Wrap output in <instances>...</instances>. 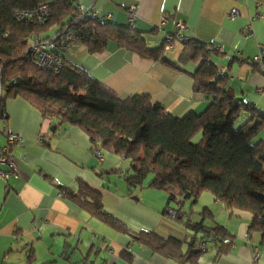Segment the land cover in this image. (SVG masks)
<instances>
[{
  "label": "crops",
  "instance_id": "obj_1",
  "mask_svg": "<svg viewBox=\"0 0 264 264\" xmlns=\"http://www.w3.org/2000/svg\"><path fill=\"white\" fill-rule=\"evenodd\" d=\"M74 2L89 7L103 22L132 24L153 51L166 45L167 37L181 33V42L166 45L163 53L181 70L161 60L142 58L115 42H109L99 53L89 52L85 44L74 39L57 47L65 63L85 70L120 99L149 96L176 118L192 111L202 113L209 101L193 88L199 63H180L182 41L189 38L219 50L220 55H212L211 61L219 70H226L227 88L244 105L235 130L250 120L249 106L264 116V61L263 68L247 62L264 49V0ZM131 7H136L134 17ZM234 8L240 14L230 19ZM258 12L263 17L253 19ZM180 23L184 30L179 28ZM2 96L0 81V101ZM5 110L7 119L0 118V154L8 145L6 134H16L20 140L11 147L17 173L7 179L0 176V264H180L133 240L132 233L155 232L187 241L190 230L165 214L171 205L165 191L161 195L147 193L143 198L144 193L134 196L126 182L132 172L130 160L108 150H101L102 158H97L88 134L78 126L65 125L51 131L57 119H45L23 97L7 98ZM40 136L45 141L40 142ZM258 140L264 142V127ZM0 169L8 171L9 167L0 163ZM82 185L99 193L104 210L131 234L111 227L78 205L71 195H77ZM146 198H151L152 204L146 203ZM197 204L199 210L212 211L232 238L223 249L213 247L203 253L197 264H264L260 235L249 233L250 213L234 211L230 215L211 193H204ZM171 207L177 208L175 204ZM256 248L259 260L254 262Z\"/></svg>",
  "mask_w": 264,
  "mask_h": 264
},
{
  "label": "trees",
  "instance_id": "obj_2",
  "mask_svg": "<svg viewBox=\"0 0 264 264\" xmlns=\"http://www.w3.org/2000/svg\"><path fill=\"white\" fill-rule=\"evenodd\" d=\"M74 1L0 0V118L7 119V98L20 96L35 105L45 119L56 118L54 129L65 125L83 129L94 154L108 150L130 160L132 172L126 177L129 188H141L149 178V188L167 192L168 204H176L173 211L183 216L174 220L190 230L187 241L155 232L131 234L104 210L100 194L86 185L71 198L102 222L130 233L133 240L161 256L180 264H197L210 248L223 249L232 243L228 230L208 208L198 213L196 221L191 218L193 211L184 210L187 203L195 205L204 193H211L230 215L234 211L250 213L249 233L259 234L264 246V142L255 141L264 127V116L249 106L250 120L235 130L244 105L227 88L226 73L221 75L211 61L212 55H220L219 50L194 39L182 41L180 63H199L193 88L209 101L202 113L192 111L176 118L149 96L134 95L122 100L75 65L65 63L56 74L26 60L25 52L32 39L46 41L58 36L54 53L63 61L57 47L67 40L85 44L91 53L103 52L109 42H115L142 58L161 60L181 70L163 57L167 44L157 51L150 50L132 24L103 22L94 15L82 17ZM44 4L50 7L47 22L17 19V13L35 11ZM199 134V141L194 142Z\"/></svg>",
  "mask_w": 264,
  "mask_h": 264
},
{
  "label": "built area",
  "instance_id": "obj_3",
  "mask_svg": "<svg viewBox=\"0 0 264 264\" xmlns=\"http://www.w3.org/2000/svg\"><path fill=\"white\" fill-rule=\"evenodd\" d=\"M74 1V0H72ZM49 4L41 5L35 11H27V12H19L17 13V19L19 21H28V22H37V23H45L50 17V9ZM76 9L82 17H90L93 15L92 10L89 7H85L81 4L76 5ZM131 14L133 17L136 14V7L130 8ZM240 14L239 10L234 8L229 13V18L234 19ZM263 14L258 12L255 14L253 19L262 18ZM166 18H163V22H166ZM179 28L181 30L185 29L183 24H179ZM58 39V36H54L50 40L42 41L40 39H32L29 43V46L25 52L26 60L30 63L37 65L41 69H46L53 71L54 73H59L65 66V62L54 53L55 49V41ZM181 33H179L176 37H167V45L171 47L174 42L182 40ZM218 50V49H217ZM264 61V49H262L256 57L253 59H248L247 62L249 64L258 65L260 68H263ZM226 73L225 69L220 70V74L224 75ZM8 145L2 149L0 154V163L2 165H7L9 167L8 171H4L0 169V176L3 179H7L10 175L17 173V166L12 156L11 147L19 142V137L16 134H6ZM39 141H45L43 136L39 137ZM95 155L97 158H102L101 150L96 151ZM259 260V250L254 249L253 253V261L256 262Z\"/></svg>",
  "mask_w": 264,
  "mask_h": 264
},
{
  "label": "rangeland",
  "instance_id": "obj_4",
  "mask_svg": "<svg viewBox=\"0 0 264 264\" xmlns=\"http://www.w3.org/2000/svg\"><path fill=\"white\" fill-rule=\"evenodd\" d=\"M200 137H201V134H199L195 139H194V142H198L199 141V139H200ZM149 179V178H148ZM148 179H147V181H148ZM146 181V182H147ZM146 182H145V185L143 186V187H141V188H136V189H134L133 188V192H134V196H138L140 193H144L143 195H142V198H143V196L144 195H146L147 193H155V194H159V195H161V193H163V192H161V191H163V190H157V189H152V188H149L147 185H146ZM150 191H154V192H150ZM164 193H167V192H164ZM149 195H154V194H149ZM168 195V194H167ZM144 197H147V196H144ZM147 200L145 201L146 203H150V204H152V199L151 198H146ZM167 199H168V196H167ZM145 203V204H146ZM172 205H174V204H171L170 205V207L169 208H171V209H175L174 207H171ZM175 206L177 207V205L175 204ZM198 204L196 203L195 205H191L190 204V202L186 205V208H187V212H189V210L190 211H193V212H191L192 213V220H194V221H196V220H198L199 219V216H198V213L199 212H201V210L203 209H198ZM168 209V208H167Z\"/></svg>",
  "mask_w": 264,
  "mask_h": 264
},
{
  "label": "water",
  "instance_id": "obj_5",
  "mask_svg": "<svg viewBox=\"0 0 264 264\" xmlns=\"http://www.w3.org/2000/svg\"><path fill=\"white\" fill-rule=\"evenodd\" d=\"M54 130H55L54 128L51 129V131H54ZM165 214H166L167 216H171L172 218H177V220H180V219H182V217H183V216H181V215H178L177 212H176V211H173V209H171V208H168V209L166 210Z\"/></svg>",
  "mask_w": 264,
  "mask_h": 264
}]
</instances>
